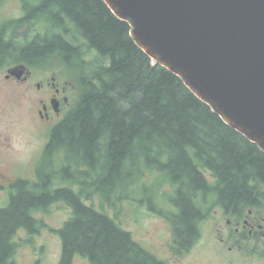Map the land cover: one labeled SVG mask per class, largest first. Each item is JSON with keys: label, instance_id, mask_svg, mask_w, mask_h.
Listing matches in <instances>:
<instances>
[{"label": "trees", "instance_id": "1", "mask_svg": "<svg viewBox=\"0 0 264 264\" xmlns=\"http://www.w3.org/2000/svg\"><path fill=\"white\" fill-rule=\"evenodd\" d=\"M20 1L24 16L8 27L34 38L24 39L23 60L54 51L76 77L78 97L50 133L38 169L45 182H18L0 208V264H18V234L37 232L42 223L36 216L59 201L71 217L57 231L63 242L58 264L77 256L89 264H167L104 205L97 210L95 196L111 207L129 198L125 191L116 194V186L152 191L153 201L164 186L173 188L176 211L165 215L179 252L190 250L216 207L238 222L264 220V152L146 55L129 24L103 0ZM145 176L151 182L138 185Z\"/></svg>", "mask_w": 264, "mask_h": 264}, {"label": "rangeland", "instance_id": "2", "mask_svg": "<svg viewBox=\"0 0 264 264\" xmlns=\"http://www.w3.org/2000/svg\"><path fill=\"white\" fill-rule=\"evenodd\" d=\"M21 9L14 0L0 3V21L22 17L24 14ZM20 34L24 35L23 32ZM21 38L23 40L25 37ZM65 68L64 63L56 59V77L62 82L69 81L71 109L78 97V87L73 82L76 81L74 74ZM37 109L36 93L27 95L16 85L0 89V185L6 187L0 189V208L8 206L12 186L21 181L41 183L47 176L43 177L44 180L39 177L38 169L42 167V155L50 141L51 126L44 125L36 117ZM150 180L145 176L138 185L149 184ZM59 181L55 180L57 185ZM119 187L116 186V194L125 191L129 198L125 196L117 202L114 200V206L111 207L102 202L100 196H95L97 210H101L104 205L108 214L117 217L122 227L140 245L167 264H264V239L250 237L243 234L247 230H242L246 221L261 225L264 232V220L238 222L227 216L221 207H216L200 225V237L190 250L179 252L174 248L172 224L165 215L176 211L170 202L173 188L164 186L162 191L156 192L153 201L152 191L135 185L126 190ZM104 192L115 194L114 191ZM142 199L144 203L140 201ZM146 199L155 209L147 205ZM36 217L42 223L39 230L34 234L23 230L17 236L18 264H58L62 258L63 242L57 231L70 219L71 210L59 201ZM236 228H241L240 233H237ZM72 264H89V261L77 256Z\"/></svg>", "mask_w": 264, "mask_h": 264}, {"label": "water", "instance_id": "3", "mask_svg": "<svg viewBox=\"0 0 264 264\" xmlns=\"http://www.w3.org/2000/svg\"><path fill=\"white\" fill-rule=\"evenodd\" d=\"M103 1L146 55L264 152V0Z\"/></svg>", "mask_w": 264, "mask_h": 264}, {"label": "flooded vegetation", "instance_id": "4", "mask_svg": "<svg viewBox=\"0 0 264 264\" xmlns=\"http://www.w3.org/2000/svg\"><path fill=\"white\" fill-rule=\"evenodd\" d=\"M5 1L11 0H0V3ZM14 1L21 6L24 14L22 1ZM22 17L10 20L16 21ZM8 22L7 19L0 21V89L4 90L5 88L8 89L10 85H16L22 88L27 95L36 93L38 97L36 117L44 125H50V131H52L70 109L69 81L63 80L62 82L56 77V59L52 50L48 51V55L42 54V57L35 61H24L22 51L19 49L23 48L24 39L32 42L34 38L31 37V34L26 33V37L22 40L21 36L24 37V35L20 33L23 32V28L19 26L8 27ZM37 36H40V34L37 33ZM53 38L54 32L49 29V42ZM55 101H58V111L54 106ZM4 188H6L4 185H0V189ZM242 228V230L248 231L250 237L264 239L263 229L256 222L247 223L245 221ZM236 231L240 233L241 228H236Z\"/></svg>", "mask_w": 264, "mask_h": 264}]
</instances>
